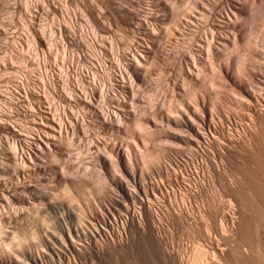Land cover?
<instances>
[{
  "label": "bare ground",
  "instance_id": "6f19581e",
  "mask_svg": "<svg viewBox=\"0 0 264 264\" xmlns=\"http://www.w3.org/2000/svg\"><path fill=\"white\" fill-rule=\"evenodd\" d=\"M148 6L150 12L147 17L142 16L143 19L138 12L140 10L113 8L116 15L123 19L122 25L134 29L132 32L136 35L134 42L127 45L123 54H118L119 48L113 39L100 35L108 28L106 30L95 16V27L92 26L98 32L93 31L95 35L91 38L84 34L81 39H77L69 23L56 24L59 44H67L79 51L86 49L88 58L92 56L98 59L101 55H97L96 50L103 49L104 43L109 41V45L116 48L117 56L113 55L109 60L114 69H110L104 61L100 64L94 61L87 62L88 66L76 71L72 58L58 64L59 73L56 78L59 79L62 90V81L68 77L69 71L73 72L74 85L69 93L66 88V93L71 101L82 107L81 118L77 119V123L80 121L82 125L65 126L59 122L57 128L55 125L43 124L44 129L37 133L38 141L31 142L41 154L39 157H44L51 148L59 150L61 135L79 133L87 117L117 132L126 124L127 130L130 129L133 137L137 136V140H134L143 149L123 151L118 144L110 148L109 172L121 173V177L113 178L111 184L107 182L101 169L95 168L92 172L86 164L85 168H78L76 171H65L64 168L62 172L54 173L55 181L63 183L65 195L71 196L75 193L78 199L84 201L88 215H84L82 208L76 205L78 200H73L72 197H68L71 198L72 205L66 210L60 204L54 206L60 214V228L55 231L53 228L52 239L48 238L42 254L30 257L32 264H42L44 259L47 264H80L81 260L85 264H107V261L120 253L129 258L127 264H264V230L261 236L259 230L255 229L257 245L254 251L243 249L241 244L236 247L231 245L237 238H245L248 228L243 212L246 205L243 204L238 189L246 176L240 177L229 172L232 166L243 168L264 165V40L258 43H255L257 40L254 43L251 41L252 26L259 27L260 23L256 26L255 24L260 21L264 27L263 0H148ZM219 8L223 9L220 16L222 21L215 23L213 18ZM53 13L59 15L61 10L55 7ZM198 16L203 21L198 20ZM223 31L227 33L226 37L221 36ZM215 41L224 42L225 46L218 50ZM198 42L203 46H198ZM226 42H230L235 50L242 47L243 52H246L237 51L235 56L228 55ZM204 47L209 53V68L203 66L202 70H198L199 64L204 61L201 58ZM258 49H262V52ZM216 54L223 57V62L214 63ZM149 61L157 65L165 61L167 72L174 65L179 66L183 78L181 84L172 82V78L169 80L171 101L175 103L165 113L157 108L149 114L140 110L139 115L128 113L125 103L127 96L123 93V96H119L115 92L120 88L126 95H130L126 76L129 75L134 81H143L146 76L144 66L147 64L148 67ZM152 62L150 63L154 66ZM97 69L102 70L98 80ZM207 69L210 76L204 80L199 79V74H204ZM221 91L224 92L223 95L228 93L233 96L235 103L228 105ZM96 104L99 109L94 106ZM110 104H116L115 109ZM209 106L216 108L215 113ZM208 110L214 113H208L209 120L206 119ZM235 112H244L245 115L241 114L247 117V122L243 116L245 121L240 119L239 124L235 122L237 128L234 130L230 128ZM232 113L234 114L231 115ZM158 119L163 124L161 131L154 128L157 127L155 123ZM7 129L15 133V128ZM160 138L163 139L164 146L147 148L153 140ZM58 155L53 156L57 159ZM12 157L6 160L13 162ZM33 157L35 162L33 161L32 166H25L45 172L46 169L43 167L42 170V164L38 163V154ZM95 161L97 164L108 165L102 159ZM13 164L16 169L17 162ZM184 164L189 166L184 170L185 176L180 169ZM148 169L150 172L145 171ZM205 173L212 183L218 181L222 194L230 197L234 203L228 200L221 204V201L218 203L217 200L209 198L207 205L198 209L196 200L204 186L200 177ZM152 174L165 176V184L163 181L164 185L161 182L144 183L147 181L144 178L149 177L151 180ZM3 194L1 200L4 199ZM257 209L260 224L264 228V210ZM179 233L192 238V247H189L191 249L187 248L184 252L181 250ZM33 235L31 233V237H19L14 234L11 242L3 245L5 251L3 250L4 254L0 257L3 260L1 263H12V258L16 260L19 254L10 252L9 248H20L23 245L28 248L26 240L32 239Z\"/></svg>",
  "mask_w": 264,
  "mask_h": 264
},
{
  "label": "rangeland",
  "instance_id": "374dc122",
  "mask_svg": "<svg viewBox=\"0 0 264 264\" xmlns=\"http://www.w3.org/2000/svg\"><path fill=\"white\" fill-rule=\"evenodd\" d=\"M55 7L61 10L59 15H54L53 8ZM116 7H125L127 10L131 9V11L140 10L138 12L141 15V19H143V17H147L150 12L148 0H0V166L2 167H0V207L2 208V210L0 208V216L2 215L0 217V257L5 251L3 245L7 242H11V238L14 234L19 237L26 235V237H31V233H34L32 239H28L29 241L26 240V243H28L29 246L28 248L26 245H23L20 248H13V246L9 248L10 252H14L16 255L19 254L16 260L12 258V263L5 261L4 263H1L3 260L0 258V264H30V257L32 255L36 256L42 254V250H44L48 238L51 237L52 239L53 234L51 233H53V231L56 229L59 230L60 228L58 219L60 214L57 213L54 206L60 204L64 207L63 210L71 207V198L68 197H72L73 200L77 199L78 201L76 200V205H78L80 209L82 208L81 210L85 216L88 215V210L86 209L83 200L78 199L75 193L71 194V196H69V194L65 195L63 193V183H60L57 180L55 181L56 178L54 173L56 171L62 172L64 168L65 171H76L78 168L83 169L86 166H88L89 170L92 172H94L95 168L98 170L101 169L100 171L106 176L107 182L111 184L113 178L119 179L121 177L120 172L119 174L117 171L115 172L116 174H111V172H109L108 154L111 152L112 147L118 144L117 146L122 148L123 151L132 149L141 151L143 149V147L140 144H137V141H135L137 140V136L135 135V137H133L134 135L130 129L127 130L126 124H123L122 130L117 132L115 130H109L108 128L103 127L98 122H94V120L90 119V117H87L86 121L83 122V128L79 131V133L77 132L75 135H71V133H63L61 135L62 137L59 139L61 142L59 143V150L51 148L50 152H47L50 154L45 153L44 157H39L41 154H39L36 151L35 146L32 145V143L38 141L37 133H40V131L42 132L44 129L43 124H51L53 126L55 125L56 127L59 125V122L65 126L69 124L82 125L80 121L77 123V119L79 117L81 118L83 109L77 103L71 101L68 94L70 92L69 89H71V87L74 85L73 72L69 71L68 77L62 81V84H64L62 85L64 86V90H62L61 86H59V79L56 78L59 73L58 64H60L65 59L70 60L72 58L75 62L74 64L76 66V71L84 69L86 66H88L87 62L94 63V61L97 62V64H100L101 61H104L108 67L110 66V69L115 68L110 64L109 60L113 57V55L115 56L117 52L114 46L112 47V45H109V41L104 43L105 46L103 49L98 48L96 50V52H98L97 55H101L100 58L97 59L92 56L88 58L89 53L86 52V49H82L80 50L82 52H80L75 47L68 46L67 44L64 45V43H58L60 42V37L55 30L57 27V22L69 23L72 27L73 33L75 36H77V39H81L84 34L88 35L89 38L95 35L94 32L97 30L94 28V19L95 17L99 18L98 21L103 23L102 26L108 28V30L106 28L108 32H105L107 34L101 33L100 31L99 34L101 33V36H109L110 39H113V42L117 44L116 46L119 48L118 54H123V52L126 50V47H128L127 45H130L132 42H134V36L136 35L132 32L134 29H131V27L125 28V26L122 25L123 19L119 17L120 15H116L115 11H113V8L116 9ZM222 11L223 9L219 8L215 12V17L213 18L215 23H219V20L220 22L222 21V19H220ZM215 18L218 19V22L217 19L215 20ZM198 20L203 21L199 19V16ZM257 23H260L259 27ZM261 23L262 22L260 21L256 22L255 26L257 25V27L255 28L252 26V43H254L256 40L257 42L255 43L260 42L262 39L264 40V34H262L264 33V27L262 26L263 23ZM221 36L226 37L227 33L223 31ZM219 42L221 41H218L215 44L218 50H221L225 46V43ZM226 44V53L228 55L235 56L237 55L236 53H238L237 51H239V53L246 52H243L242 47L241 49L238 48L235 50L230 42H226ZM198 46L203 45L198 42ZM258 50L262 52V49ZM207 54L209 55L206 47H204V51H202L201 54V58L204 61L199 64L200 67L198 66V70H202L203 66L205 68H209L208 64L210 59L207 57ZM221 57L219 55L217 56V54L214 55V63L218 64V61L223 62V57ZM150 62L152 61L148 62V67L147 64L144 66V70H146L144 74H146V76H144L145 79H143V81H134V79L129 75L126 76L127 80L125 79V81L127 82V86L130 87L128 88L130 89L128 93L130 95H126L120 88H117L118 90L116 89L117 92L115 93L119 96H123L122 93L127 96L125 97V103L127 105L128 113H137V115H139L140 111H147V114H149L153 109L156 108L160 109L162 113H165L167 108H169L171 105H174L175 103L174 101H171L172 94L169 88V80L172 78V82H178L181 84L180 82H182L183 78L182 73H180L181 71L179 66L174 65L171 67V71L167 72V65H165V61H161L158 65L152 62L156 67H154L153 64L151 65ZM101 72V69L96 70L97 80L99 77H101ZM209 72L210 71L207 69L204 74H199L198 78L204 80L207 76H210L211 73ZM258 72L259 71L256 70V73L260 74V72ZM88 83L89 80L85 84L87 85ZM221 89L225 92V89ZM66 91L68 93H66ZM223 91H221L222 95L224 94ZM119 92L121 93L119 94ZM227 94L223 95L227 98H225V101L227 100L226 103H228V105L231 103L234 104L235 101L233 96L230 94H228V96ZM110 105L112 109H115L116 104L115 106L113 104ZM94 106L98 108L97 104ZM210 107L211 106H209V109L213 110L215 113L216 108L211 107V109ZM208 111L206 114V119L209 120L210 114L208 113H214L212 111ZM238 113L235 115H240L242 117H236L235 115L234 117L232 116L234 119L231 120L232 125L230 129H236L237 127H235V122L239 124V122H241L240 119L244 120L243 116L245 113L241 112L244 115ZM233 114L234 113L231 115ZM48 116L49 119H47ZM149 117L150 116H148V118ZM244 117L246 120L244 121L247 122V117ZM160 122L161 120L158 119V121L155 123V126L157 127H154L159 131L162 130L161 125H163ZM8 127L11 129L15 128V133L10 132V130L7 129ZM65 134L66 136H64ZM151 144L147 145V148H159L165 145L163 139L161 140V138L160 140H153ZM29 145H31V147ZM35 153L38 154V163L42 164V170L43 167L46 169L45 172L31 168L33 161L35 162V157H33L36 155ZM60 154L62 155L60 156ZM53 155H58L59 157L56 159ZM10 156H13V162H17L16 169L12 161L6 160ZM40 159L42 161H40ZM99 159L105 160L108 165L103 163L97 164V161L95 160ZM23 161H25V163ZM25 164H28L27 166H31L27 168ZM90 165L92 166L90 167ZM4 167L5 169H3ZM182 167H180V169L181 171L183 170L182 172L184 174V170H186L185 168H189V166L184 164ZM24 169H28L29 171ZM16 171L19 174L16 173ZM145 171L150 172L149 169ZM229 172L240 177L246 176V179L242 180L243 184L240 185L238 189L241 192V197L244 201L243 204L246 205V209L243 212L245 213L248 228L246 237L241 240L237 238V241L231 245L236 247L237 244H241L242 247H244L243 249L247 248L250 251H254L257 245L255 229L257 228L259 230L261 236H263L264 230L260 224V214L259 210L257 209L261 208L264 210V165H260V167L245 166L243 168H236L232 166L229 168ZM151 176L152 178L154 176L157 177V180L155 177L153 179L151 178L152 181L149 180V177H145L144 181H147L143 182L146 184H153L155 182H158V184L161 182V185L165 184V176L156 174H152ZM200 178L204 183V186L203 190L199 192L198 200H196L198 203V209H200V207H205L207 205L206 201H209V198L217 200L218 203L221 201V204L228 200L231 201L230 197L224 196L220 191L218 181L212 183L209 181L206 173ZM136 180L139 182V177H137ZM1 194L4 195L3 200H1ZM156 197H159V195L156 194ZM231 202L234 203L233 201ZM3 203L4 205L6 204L5 206L7 208L3 205ZM79 204L81 206H79ZM235 205L237 204L235 203ZM57 214L58 216H56ZM56 219L58 222H56ZM47 225L49 227H47ZM43 231L46 233V235H48L47 238ZM178 237L180 238V248L183 252L187 250V248L192 247L193 240L189 235H183L179 233ZM121 254L123 255V253H120L116 257L113 256L114 259L112 257L109 261H107V264H111V261L112 264H116L117 262L118 264H127L129 258H127V255L124 254L123 259L121 258ZM117 257L119 259H117ZM45 263L46 261L44 259L42 264ZM81 263L85 264L82 260L80 261V264Z\"/></svg>",
  "mask_w": 264,
  "mask_h": 264
}]
</instances>
